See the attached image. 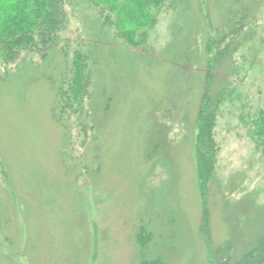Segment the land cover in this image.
<instances>
[{
    "label": "rangeland",
    "instance_id": "1",
    "mask_svg": "<svg viewBox=\"0 0 264 264\" xmlns=\"http://www.w3.org/2000/svg\"><path fill=\"white\" fill-rule=\"evenodd\" d=\"M198 4L192 0L185 10L193 12L195 34L208 21L223 28L226 13L240 9L259 27L248 50L257 71L241 82L250 96L242 92L216 119V168L207 195L210 244L233 239L238 259L264 234V154L238 120L264 100V0H205L202 11ZM166 17L159 14L149 52L133 48L138 56L102 40L93 94L84 99L95 114V139L68 108L60 116L54 110L55 85L66 70L61 50L45 59L25 50L0 66V264H140V226L151 233L143 249L148 259L211 264L199 232L203 201L194 151L206 58L186 62L192 38L181 45L176 35L169 39ZM69 18L71 51L74 41L88 38L89 27L77 13ZM176 51L184 58H175ZM229 66L222 63L217 74L221 87ZM67 121L70 130L62 125Z\"/></svg>",
    "mask_w": 264,
    "mask_h": 264
},
{
    "label": "trees",
    "instance_id": "2",
    "mask_svg": "<svg viewBox=\"0 0 264 264\" xmlns=\"http://www.w3.org/2000/svg\"><path fill=\"white\" fill-rule=\"evenodd\" d=\"M191 1L0 0V66L5 68L14 63L19 59L21 52L25 50H34L43 59L47 58L51 51L61 50L64 57L67 58L65 62L66 70L62 72L59 82L55 85L57 102L54 110L59 109V113H57L60 116L65 112L64 109L68 108L67 110L76 114L74 120L76 125L79 122L82 125L83 132L87 133L89 131V135H92L91 139H95V114H92L87 103H84V99L88 97L91 100L93 94V82L97 76V66H99L97 51L100 46L105 45L102 40H107L109 43L105 42L109 45L120 47L129 55L138 56L140 55L139 52L134 51L133 48L141 52L147 49L146 46L149 47L154 44L155 34L153 32L160 20H158L159 14L162 11L167 13L166 21L170 30H166L171 34L169 39L176 35L178 39L175 42L181 45L188 35L189 38H192V43H189L190 50L188 55L185 56L186 62L199 63L200 61L204 62L206 58L207 71L196 121L197 132L195 134L194 151L199 191L203 201L199 232L205 244H207L206 248L210 263L264 264V234L251 250L242 254L238 259L232 257L233 239L230 238L217 247L210 244L207 206L209 183L215 174L216 168L218 145L213 133L216 119L222 115L223 109L228 106L231 107V105L242 100V92L245 93L246 98L250 96L247 91V81L244 85L241 82L243 83L245 79L252 81V78L255 77V71H257L256 62L253 61L257 57L251 61L248 50L251 47V40L256 38V30L259 27L250 25L255 18H251L249 13H245L248 12L247 9L245 12L240 9L232 13H226L223 28L213 27L208 21L206 27L195 34L193 24L189 22L192 20V14H188L193 12L185 11L189 8ZM197 1H199L198 10L201 9L202 11L205 0ZM227 6L228 4H226ZM242 11L244 13H241ZM75 13L80 15L84 29L88 24V32L84 31L88 38L86 40L82 38V41H74L75 46L70 51L71 41L67 38V29H69L70 24L69 17ZM180 13L183 18L181 17L182 22L178 27L177 17L180 16ZM175 18L177 19L174 21ZM246 26L248 29L244 31ZM261 28L264 30V26H261ZM251 30L253 31L251 32ZM212 32L218 34L221 32L222 35L218 39ZM261 41H264L263 37ZM146 51L149 52L148 49ZM173 55H176L175 58L179 60L184 58L181 57L182 53L180 55L178 51ZM226 61L230 65V73H232L221 87V82L218 83L216 77L221 72L219 69L222 63ZM231 78L236 79L237 83L235 85L232 84ZM215 82L218 83V86L215 87H219V90H214L213 85ZM257 88L259 89L258 83ZM256 101L258 104L254 111L251 109L240 115L238 120L247 129V134L250 136L255 148L261 154H264V100L257 99ZM59 120L60 118H58ZM68 123L69 121L64 122L62 125L68 126L67 128L70 130L71 124ZM80 125H77V127ZM67 140L65 139L66 145L70 140L69 136ZM150 239L151 233L144 226H140L136 233V240L139 248H141L140 264H164L161 257L153 260L148 259L145 248Z\"/></svg>",
    "mask_w": 264,
    "mask_h": 264
}]
</instances>
